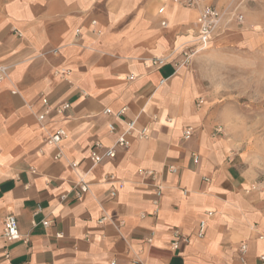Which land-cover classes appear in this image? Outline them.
<instances>
[{"label":"crops","instance_id":"0c3cea01","mask_svg":"<svg viewBox=\"0 0 264 264\" xmlns=\"http://www.w3.org/2000/svg\"><path fill=\"white\" fill-rule=\"evenodd\" d=\"M207 1L243 23L261 0ZM195 14L164 0H0V264H238L243 242L248 264H262L263 204L180 67ZM237 26L216 37L238 35ZM155 58L166 61L157 67ZM43 98L52 111L42 127ZM131 120L148 138L133 133L127 149L92 165L93 143L112 146ZM186 128L194 132L183 140ZM57 129L67 135L58 149L46 143ZM80 179L88 192L78 197ZM6 216L26 240L5 243ZM173 229L189 237L177 250Z\"/></svg>","mask_w":264,"mask_h":264},{"label":"rangeland","instance_id":"374dc122","mask_svg":"<svg viewBox=\"0 0 264 264\" xmlns=\"http://www.w3.org/2000/svg\"><path fill=\"white\" fill-rule=\"evenodd\" d=\"M259 5L243 23H234L238 35L216 37L182 67L206 116L239 160L264 215V0Z\"/></svg>","mask_w":264,"mask_h":264},{"label":"built area","instance_id":"2783aa9c","mask_svg":"<svg viewBox=\"0 0 264 264\" xmlns=\"http://www.w3.org/2000/svg\"><path fill=\"white\" fill-rule=\"evenodd\" d=\"M168 5L179 7L182 9H187L194 11L195 18L193 21V27L196 31L195 38L190 41L188 44L180 46V51L178 55L181 57L180 67H182L185 63H187L195 54H197L198 50H204L210 46L212 41L216 38V36L222 33L226 28L227 23H242V16L238 13H235V10L232 11H224L218 9L216 6L209 3L207 0H164ZM165 11V8L162 6L157 10V14L161 15ZM94 23V22H93ZM166 23L164 21L161 22V26H165ZM166 59H153L151 61L152 65L154 66H161L164 64ZM7 79V68L0 66V84L3 83ZM203 104V101L199 99L197 101L196 106L200 107ZM41 105L44 108V112L37 115V121L43 127L45 122V116L52 111V107L50 106L47 99H41ZM69 108V103L64 102L60 107L55 109V115L60 116L63 114L65 110ZM125 109L120 110L117 113H113L109 108L104 109L103 113L107 115H113L115 117H119ZM109 132L113 133L115 131V127L113 124H108ZM194 129L186 128L182 132V139L188 140L191 138ZM217 133H221V129L218 127L216 129ZM136 133L139 139H147L148 138V130L146 127H140L137 129L136 121H126L124 129L118 133L115 143L110 147H104L100 142H94L88 158L91 161L92 165L99 164L102 160L107 159L111 160L114 159L116 156V149H127L130 145L129 137ZM66 132L63 129H57L52 134L47 135L46 143L48 145L54 146L56 149L59 148V145L63 139L66 138ZM61 158V153L57 152L54 156V160H59ZM194 162H197V156L193 155ZM77 164L72 163L71 167L76 168ZM168 171L171 173H176L177 169L175 167H168ZM139 174H145L149 176L152 181H156L157 175L155 172L152 171H138ZM204 181H208V179H204ZM155 196L159 198L162 195V187L160 184H155ZM76 189L78 192L76 195L79 197L84 193L88 192V184L83 180L80 179L76 184ZM184 193H186L184 191ZM110 196L115 195V191L111 190L109 192ZM207 216H211V213H207ZM106 217H102L98 223H103L107 221ZM35 225V223H32ZM44 227H47L49 223L44 221L42 223ZM206 228L205 221H201L198 227V237H201L204 234ZM2 237L6 244L13 243L20 240H26V236H22L19 234L15 218L13 216H6L3 219L2 223ZM57 238H61V234H56ZM171 243L170 248L172 250H177L180 243H188L189 237L183 235L178 229H173L171 231ZM147 242L150 243L151 239H147ZM4 258L8 259V251L4 249L3 251ZM237 258L238 264H248V245L247 243L243 242L239 245L237 250ZM260 263L264 264V255L259 256ZM140 264V263H138Z\"/></svg>","mask_w":264,"mask_h":264}]
</instances>
